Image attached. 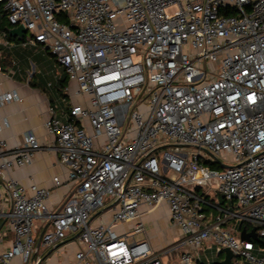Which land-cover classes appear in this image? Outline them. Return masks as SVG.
Instances as JSON below:
<instances>
[{"label":"built area","instance_id":"built-area-1","mask_svg":"<svg viewBox=\"0 0 264 264\" xmlns=\"http://www.w3.org/2000/svg\"><path fill=\"white\" fill-rule=\"evenodd\" d=\"M0 4L9 25L32 33L22 44L49 49L86 99L70 105L66 121L49 108L51 146L30 130L20 146L0 140V264H33L39 246L74 234L82 264H164L175 253L177 264H194L208 241L229 248L233 264H264V248L227 226L243 223L264 239V0ZM13 100L16 91L3 92L0 107ZM40 148L68 169L55 208L48 188L9 175ZM162 202L180 234L156 251L143 216ZM107 208L110 221L92 225ZM128 222L131 233L112 229Z\"/></svg>","mask_w":264,"mask_h":264},{"label":"crops","instance_id":"crops-1","mask_svg":"<svg viewBox=\"0 0 264 264\" xmlns=\"http://www.w3.org/2000/svg\"><path fill=\"white\" fill-rule=\"evenodd\" d=\"M16 28L18 26L8 24L4 8L0 4V94L14 90L20 96V101L13 100L0 107V121L4 118L8 120V124L0 128V140L6 142L10 148L20 146L23 143L24 133L30 130L42 146H51L53 138L44 128V122L49 117V108L55 106L56 115L66 121L68 117L64 112L70 105L85 102L86 99L76 93V83L67 79L64 68L57 64L51 51L42 46L23 45L22 41L31 37L32 33L26 30L10 32ZM54 67L55 71H53ZM67 171V167L59 163L56 152L48 148H40L30 163L21 167H12L9 175L26 188L32 184L48 188L50 190L48 205L50 208H55L69 190L66 185ZM56 176L60 180L59 185H55L52 181ZM107 209L101 213L103 216L100 220L106 221ZM157 210L160 214L158 218L167 223L176 239L180 232L171 225L165 202L146 213L143 221L145 219L144 222L149 224L153 222L154 218L151 216ZM95 224L97 221L93 225ZM125 224L132 226L133 223ZM67 242L75 245L74 250L77 248L78 251V247H81L76 234L69 235L61 243ZM171 259L175 260L176 256H172ZM16 260L20 261L14 258L9 264ZM44 262L52 264L47 258ZM74 264L82 263L75 260Z\"/></svg>","mask_w":264,"mask_h":264},{"label":"rangeland","instance_id":"rangeland-1","mask_svg":"<svg viewBox=\"0 0 264 264\" xmlns=\"http://www.w3.org/2000/svg\"><path fill=\"white\" fill-rule=\"evenodd\" d=\"M54 65H56V63H54ZM55 67L53 69V71H55ZM52 71V73H53ZM168 148H161L156 152V156L159 159L160 158V154ZM220 161L224 162L228 165H233L234 161H232L229 158H225V157H220ZM215 164V163H214ZM215 169H223L221 166H219L218 164H215V166L213 167ZM106 214V221L104 219V221L107 223L108 219L111 217L110 215V209H107L105 211ZM159 212L157 210V212L153 213V217L154 220L153 222H151L149 224L145 223V229L147 231L146 233V237L149 239V242L151 244V247H153L156 251H158L161 248H164L166 245H168L169 243L173 242L175 239V237L172 235L171 231H170V227L167 225V223H165V221L161 220V218L159 217ZM99 219V220H98ZM97 223L100 221V215L96 214V216L94 217L93 221L91 222V224L93 225L94 223ZM145 221V219H144ZM238 223H236L235 221H230L228 223L227 226H231L233 227L236 232H234V234L237 236L238 235ZM112 229L114 230V232H117L118 234H122L124 232H129L131 233V225L129 224H124V225H114L112 226ZM39 234L38 233H34V237L36 239H38ZM143 237V234H135L134 238L136 240H139ZM37 243V240H36ZM36 243L34 244V246L36 245ZM76 244V243H75ZM75 247L74 244H69V242L67 243H60L58 244V247L56 248H48V247H44V246H39L38 247V253L33 257V261L37 262L39 259H41V257L43 258V262L42 264H45L44 260L47 258L49 259V262L52 264H56V263H61V264H74V261L77 260L75 257V253L77 252V248L74 250L73 248ZM78 249L80 250L81 247H78ZM200 254V258H201V262L205 263V264H213L214 262H220L223 259V253L222 254H218V250L216 248V246L214 244H212L211 242H207L204 245V248L201 250ZM176 259L173 260L171 259L172 256H168V257H163V263L164 264H177L176 260L178 257V253H175ZM14 259V258H13ZM15 259H18V257H16ZM78 261V260H77ZM12 264H21L20 261H13ZM29 264V263H26ZM244 264V263H243Z\"/></svg>","mask_w":264,"mask_h":264},{"label":"water","instance_id":"water-1","mask_svg":"<svg viewBox=\"0 0 264 264\" xmlns=\"http://www.w3.org/2000/svg\"><path fill=\"white\" fill-rule=\"evenodd\" d=\"M19 30L25 31V29L23 28L22 25H18V28L14 29V30H10V32H18ZM240 239H253L254 241H256L258 238H257L256 233H255V228H253L250 232H245V230L242 229V231L240 232ZM56 247H58V246H56ZM222 253H223V259L219 262V264H233L231 262V259L234 257V255L230 251V249L225 247L222 250ZM43 258L44 257H41V259H43Z\"/></svg>","mask_w":264,"mask_h":264},{"label":"trees","instance_id":"trees-1","mask_svg":"<svg viewBox=\"0 0 264 264\" xmlns=\"http://www.w3.org/2000/svg\"><path fill=\"white\" fill-rule=\"evenodd\" d=\"M56 16H57V18L60 19V20H64V21L67 20V19H66V15L61 14L60 12H57V13H56ZM208 164L211 165L212 167L215 166V164H214L213 162H209ZM238 228H239V230H242V229H243V223H241L240 225H238ZM254 244H257L258 246L260 245L261 247L264 248V239L259 238V239H257L256 241H254ZM218 254H222V251L218 252ZM194 264H205V263H202L201 260H196V261L194 262ZM213 264H219V262H214ZM244 264H247V263H244Z\"/></svg>","mask_w":264,"mask_h":264},{"label":"flooded vegetation","instance_id":"flooded-vegetation-1","mask_svg":"<svg viewBox=\"0 0 264 264\" xmlns=\"http://www.w3.org/2000/svg\"><path fill=\"white\" fill-rule=\"evenodd\" d=\"M43 259H39L37 262L33 263V264H42Z\"/></svg>","mask_w":264,"mask_h":264}]
</instances>
